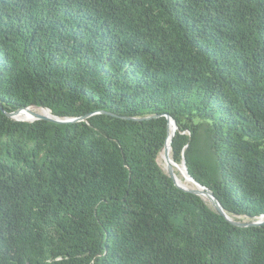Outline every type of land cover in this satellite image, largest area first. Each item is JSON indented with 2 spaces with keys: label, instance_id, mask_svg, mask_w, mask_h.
Wrapping results in <instances>:
<instances>
[{
  "label": "trees",
  "instance_id": "obj_1",
  "mask_svg": "<svg viewBox=\"0 0 264 264\" xmlns=\"http://www.w3.org/2000/svg\"><path fill=\"white\" fill-rule=\"evenodd\" d=\"M0 105V264H264L159 163L264 217V0H0Z\"/></svg>",
  "mask_w": 264,
  "mask_h": 264
},
{
  "label": "water",
  "instance_id": "obj_2",
  "mask_svg": "<svg viewBox=\"0 0 264 264\" xmlns=\"http://www.w3.org/2000/svg\"><path fill=\"white\" fill-rule=\"evenodd\" d=\"M32 106L30 107H26L24 109H21L19 111L13 112V113H8L7 116L13 120L16 121H26V122H34V121H38V120H47V121H51L54 123H72V122H78V121H82L85 120L88 116L82 117V118H68V119H61L57 116H55L51 110L47 109L50 113L51 116H46V115H41V114H37L36 119L33 121H27V120H19L16 118V116L21 113L22 111L25 110H29ZM0 109L3 111L2 106L0 105ZM45 109V108H44ZM168 120H169V125L171 128V125L174 126V132L172 137L175 135L176 131H177V124L175 122L174 119H172L170 116H168ZM168 141V140H167ZM167 143L165 144L163 151L165 150V160L167 163V174L169 175V177L175 182V184L177 185V187H179L180 189L199 195L201 197H203L204 199L205 196L207 197L206 200H208L211 205L214 207V209L220 214L223 215L229 222H231L233 225L237 226V227H248V226H260L262 224H264V217H261L259 220H255V221H250V222H243V221H238L236 219H231L229 217V215L225 212L223 206L221 205V203L219 202V200L215 197L214 193L207 189L206 187H204L203 185H201L200 183H198L194 178L191 177V175L189 174L186 162H183V167L186 170V173L189 177V179L197 186V189H189V188H184L182 186H180L177 181H176V169L175 166H179V164H177L174 159L171 157V153L169 152L168 149H166ZM171 151H172V147H171Z\"/></svg>",
  "mask_w": 264,
  "mask_h": 264
},
{
  "label": "bare ground",
  "instance_id": "obj_3",
  "mask_svg": "<svg viewBox=\"0 0 264 264\" xmlns=\"http://www.w3.org/2000/svg\"><path fill=\"white\" fill-rule=\"evenodd\" d=\"M37 114L38 113L34 112V110L32 108H30L29 110H25V111H22L21 113H19L16 116V118L19 120L33 121L36 119ZM41 115L51 116V113L48 110H45L41 113ZM173 132H174V126L171 125V133H170L169 139L167 141V146H166V149H168L170 153H171V140H172ZM164 154H165V150L162 151V156H164ZM175 168H176V181H177V183L184 188H189V184L192 181L189 179L185 168L182 165L175 166ZM205 198L207 199L206 196H205ZM229 217L231 219H235V218H233V216L229 215Z\"/></svg>",
  "mask_w": 264,
  "mask_h": 264
},
{
  "label": "rangeland",
  "instance_id": "obj_4",
  "mask_svg": "<svg viewBox=\"0 0 264 264\" xmlns=\"http://www.w3.org/2000/svg\"><path fill=\"white\" fill-rule=\"evenodd\" d=\"M31 108L34 110V112H36V113H38V114H41L43 111L47 110V109H44V108H41V107H37V106H32ZM201 133H202V144L204 145V140H205V137H206V130H205V127H203ZM171 157H172V156H171ZM159 163H160L161 167L163 168V170L167 172V163H166V160H165V156H162V153H161L160 156H159ZM182 166H183V165H182ZM175 169H176V168H175ZM189 189H197V186H196L193 182H191V183L189 184ZM205 200H206V199H205ZM206 201L211 205V203H210L208 200H206ZM233 218H235V219L238 220V221H243V222H248V221H250L249 219H247V218H242V217H234V216H233Z\"/></svg>",
  "mask_w": 264,
  "mask_h": 264
}]
</instances>
